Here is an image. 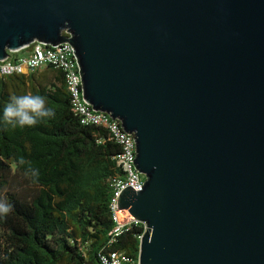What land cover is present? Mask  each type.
<instances>
[{"label": "water", "instance_id": "95a60500", "mask_svg": "<svg viewBox=\"0 0 264 264\" xmlns=\"http://www.w3.org/2000/svg\"><path fill=\"white\" fill-rule=\"evenodd\" d=\"M34 41L134 136L138 264H264V0H0V60Z\"/></svg>", "mask_w": 264, "mask_h": 264}, {"label": "trees", "instance_id": "16d2710c", "mask_svg": "<svg viewBox=\"0 0 264 264\" xmlns=\"http://www.w3.org/2000/svg\"><path fill=\"white\" fill-rule=\"evenodd\" d=\"M25 94L45 97L55 117L33 127L5 125V105ZM119 151L105 128L74 114L59 69L0 76V198L12 205L0 217V264H99L100 251L137 258L141 224L109 242V178L119 173ZM21 157L39 171L37 179L25 175Z\"/></svg>", "mask_w": 264, "mask_h": 264}, {"label": "built area", "instance_id": "2783aa9c", "mask_svg": "<svg viewBox=\"0 0 264 264\" xmlns=\"http://www.w3.org/2000/svg\"><path fill=\"white\" fill-rule=\"evenodd\" d=\"M62 34H72L64 29ZM26 47V46H25ZM24 48V47H23ZM20 50V49H19ZM17 51V50H16ZM15 52V51H9ZM53 66L63 74L65 87L70 98L71 109L85 125H96L106 129L110 139L119 145L120 151L116 155L119 173L109 178L112 196L109 203L113 226L108 232L109 242L127 231L132 225H142L143 231L137 237L139 242L145 230V224L134 218L127 209L118 208V196L122 189L130 186L133 190H141L142 180L145 175L135 168L133 158L136 154L135 139L132 133L126 132L118 118H112L106 112L94 110L84 98L79 65L72 45L68 41L56 44L34 41L27 54L18 57L8 56L0 60V76L14 73H28L40 70L44 66ZM122 211L124 215L119 216ZM99 264H138L139 258L127 256L123 251H100Z\"/></svg>", "mask_w": 264, "mask_h": 264}, {"label": "clouds", "instance_id": "9594fccd", "mask_svg": "<svg viewBox=\"0 0 264 264\" xmlns=\"http://www.w3.org/2000/svg\"><path fill=\"white\" fill-rule=\"evenodd\" d=\"M55 110L47 106L46 98L41 95L25 94L13 95L3 110V123L12 127H33L38 122L55 117ZM28 164L25 175L32 178L39 177V171L31 167V162H26L23 157L19 158L18 165ZM12 211V205L6 198H0V217L6 216Z\"/></svg>", "mask_w": 264, "mask_h": 264}, {"label": "crops", "instance_id": "0c3cea01", "mask_svg": "<svg viewBox=\"0 0 264 264\" xmlns=\"http://www.w3.org/2000/svg\"><path fill=\"white\" fill-rule=\"evenodd\" d=\"M27 53L28 52H25L24 50H22V51L17 50L15 52H12V56L11 57H18L20 55H24V54H27Z\"/></svg>", "mask_w": 264, "mask_h": 264}, {"label": "bare ground", "instance_id": "6f19581e", "mask_svg": "<svg viewBox=\"0 0 264 264\" xmlns=\"http://www.w3.org/2000/svg\"><path fill=\"white\" fill-rule=\"evenodd\" d=\"M122 215H124V213L122 211H120L119 216L122 217Z\"/></svg>", "mask_w": 264, "mask_h": 264}]
</instances>
